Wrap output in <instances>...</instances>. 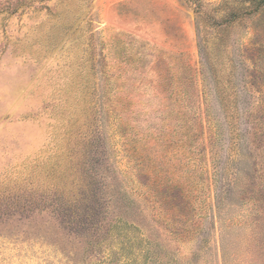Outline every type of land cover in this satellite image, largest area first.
I'll use <instances>...</instances> for the list:
<instances>
[{"label":"rangeland","instance_id":"374dc122","mask_svg":"<svg viewBox=\"0 0 264 264\" xmlns=\"http://www.w3.org/2000/svg\"><path fill=\"white\" fill-rule=\"evenodd\" d=\"M0 264H264V2L0 0Z\"/></svg>","mask_w":264,"mask_h":264},{"label":"trees","instance_id":"16d2710c","mask_svg":"<svg viewBox=\"0 0 264 264\" xmlns=\"http://www.w3.org/2000/svg\"><path fill=\"white\" fill-rule=\"evenodd\" d=\"M262 2H264V0H261Z\"/></svg>","mask_w":264,"mask_h":264}]
</instances>
